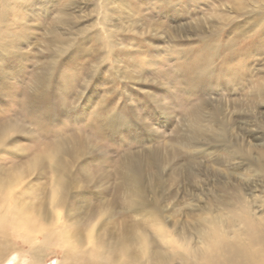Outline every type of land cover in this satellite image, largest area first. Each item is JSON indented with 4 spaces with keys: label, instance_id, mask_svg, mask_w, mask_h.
I'll list each match as a JSON object with an SVG mask.
<instances>
[{
    "label": "bare ground",
    "instance_id": "1",
    "mask_svg": "<svg viewBox=\"0 0 264 264\" xmlns=\"http://www.w3.org/2000/svg\"><path fill=\"white\" fill-rule=\"evenodd\" d=\"M5 1L7 20L0 14V28L14 38L12 45L16 48L14 62L17 64L19 59L21 62L28 60L21 56L19 45L22 40L26 41L24 36L29 29L20 19L33 16L29 9L16 11L17 5H13V0H0V4H5ZM99 1L106 11L97 26L103 37L102 49L110 56L105 59L99 57L98 60L101 65L109 61L114 74L115 79L108 81L114 87L110 98H95L93 95L97 88L92 84L100 68L88 61L78 66L84 71L88 69L84 87L87 94L73 99L75 103L81 102L80 106L73 108L69 103V96L75 93L77 84L68 73H74L70 69L75 70L79 63L75 61L76 53H70L72 34L63 32L73 29L70 22L74 15L66 14L65 10L48 30L51 47L47 51H51L52 56L44 62L43 70L40 69L41 72L33 77L32 84H35L39 97L24 98L21 102V99L10 98V92L6 94L14 101L9 100L11 106L24 104L19 109L23 116L30 112L28 123L35 133L42 130L56 136V139L48 142L55 151L48 164L40 167L36 178L33 177L37 170L25 169L19 163L6 168L5 163L0 162V264H48V258L53 256L56 257L55 264H264V146L247 148L234 143L226 137L221 123L216 120V113L211 115L207 125H201V108L196 106L189 114L191 125L185 134L176 139L179 145L169 148L166 155H162V150L156 147L152 150L145 147L129 153V147L125 149L124 156L114 161L113 172L106 175L101 173L102 151L107 149L106 146L117 150L118 132L124 127L129 132L136 123L128 119L117 122L121 114L127 111L125 103H117V91L126 93L128 90L125 88L129 89V83L135 78L132 73L121 76V66H117L119 60L114 57V39L112 41L111 38L113 33L117 36L122 30L115 22L112 26L115 32H108L104 20L109 18L106 4L109 0ZM19 2L20 6L24 4L21 0ZM36 8L33 10L37 11ZM43 8L49 15L50 11ZM259 8L264 10V0H260L254 9ZM118 17L131 23L130 35L126 39L131 41V45L129 51L125 50L126 47L122 48L126 52L123 64L141 58L145 59L142 64H148L151 55L140 52L150 41L142 40L147 30L139 26L138 20L132 23V17L136 16L119 14ZM263 24L264 19L258 27L263 30L260 40L264 39ZM246 34L242 33V36ZM115 44L120 45L117 40ZM231 44L225 42L223 46L227 49ZM249 44L252 42L246 45L248 52L251 49ZM0 46L5 53V42L0 41ZM53 46L57 52H54ZM203 47L205 52L208 51L207 46ZM248 60L239 59L235 52L230 51L218 68L222 72L216 78L220 85L232 86L238 82L241 69L236 64ZM0 62V101L5 102L4 90L5 87L14 89L8 80L15 78V71L6 70L9 65L6 63L5 67V54L1 52ZM142 64H139V68L134 67L133 72L147 73L149 70L143 68ZM10 66H13L12 62ZM228 73L229 77H226ZM58 86L62 88L60 91ZM208 90L210 92V86ZM123 93H120L121 98H130ZM257 93L259 97H264V78ZM49 108L56 113L58 120L66 114L71 119L78 114L88 113L85 129L93 132L90 138L97 139L99 143L93 145L88 138L84 146L80 138H69L63 134L66 127L57 132L55 128L53 130L48 126L53 116L36 115L38 110L48 112ZM39 119L44 122L40 123ZM19 120L10 122L11 127L7 129L23 135L32 131L23 120ZM18 123H22L23 130L14 126ZM107 138L110 144L105 145ZM201 140H212L216 144L212 146H219L225 151L222 159L212 158L229 168L227 175H222L223 182L218 181L210 186L209 178L216 177L217 173L210 166L200 170L201 158L212 155L210 149H201ZM4 142L5 109H2L0 145ZM178 147L192 153H184ZM64 157H68V161ZM91 162H94L95 170L87 168ZM12 168H15L18 177L11 178ZM41 173L44 178L38 180ZM203 175L204 181L200 180ZM107 178H117L119 183L111 193L105 194L100 188ZM121 209L127 213H122L118 220L117 212Z\"/></svg>",
    "mask_w": 264,
    "mask_h": 264
},
{
    "label": "rangeland",
    "instance_id": "2",
    "mask_svg": "<svg viewBox=\"0 0 264 264\" xmlns=\"http://www.w3.org/2000/svg\"><path fill=\"white\" fill-rule=\"evenodd\" d=\"M21 1L24 3L22 6H20L19 0H13V5H17L16 11L22 12L24 9H29L33 16L32 18L24 16L20 19L21 23L29 29V33L24 36L26 41L22 40L19 45L22 52L21 56L27 57V61L21 62L19 59V62L15 64L16 48L12 45L14 38L2 32V28H0V41L5 42V53L2 52L1 46L0 52L5 54V67L6 63L9 65L6 70L15 71L13 73L15 78L8 80V84L14 89L9 90L5 87V102H3L4 100L0 101V111L5 109V142L0 145V151L3 150L4 145H10V150L16 153L15 156L5 155L0 157V160H3L0 162L5 163L6 168L13 167L14 163H19L25 169L37 170L33 177L36 178L35 176L40 172V167L44 164L47 165L51 160L50 156L55 150L50 148L51 143L48 142L54 141L56 136L46 134L42 130L35 133L33 127L28 123L30 112L23 116L19 109L24 104L11 106L9 100L14 101L9 99L6 94L10 92V98L21 99V102L24 98L39 97L38 92L35 91V84H32L33 77H36L43 70L44 62L52 56V52L47 51L51 47L49 44L51 37L48 30L54 24V21L59 20V14L63 10L66 14L72 13L74 15L70 22L73 29L70 32L65 30L63 32L72 34L70 36L73 37L70 53H76L77 59L75 61L79 63L75 70L70 69L74 73H68L71 80L77 84L74 90L75 93L69 96V103H72V107L75 108L81 105V102L75 103L74 98L83 93L87 94L84 87L88 69L84 71L78 69V66L89 61L91 65L100 68V71L95 74L92 84L96 85L97 88V91L93 94L95 98H110L114 87L108 84V81L115 78L110 70L109 61H105L101 65L98 60L99 57L105 59L106 56H110V53L106 55L104 49H102L103 37L100 27L97 26V24H100L99 19H102L106 11L99 0ZM259 1L109 0L106 2L109 18L106 17L104 21L108 32H115L112 27L115 22L119 23L118 26L122 30V34L116 36L113 33L111 38L112 41L114 39L116 51L114 57L119 60V65H116L121 66L122 77L132 73L135 78L129 85L127 84L129 89L123 86L126 91L128 90L126 93L130 98H121L120 93L124 91H117V103L122 105L125 103L127 110L124 114H121V118L117 119V122L128 119L134 121L136 126L130 127V133L124 129L125 127L121 128L116 136L117 150H113L112 146H106L107 149L102 151L100 161H103V165L100 169L103 170L101 173L104 172L106 175L110 174L111 171L113 172L114 161L124 156L125 149H129V147L131 150L129 153L138 152L145 147L148 150L156 147L162 150V155H166L169 148L172 149V146L179 145L176 139L181 137V134H185L187 127L191 125L189 114L194 111L196 106L201 108V125H207L211 115L214 116L213 114L216 113V120L221 123L220 126L225 130L226 137L234 143L247 148L256 145L264 146V97H259V93H257L264 78V39H259L262 37L263 30H261L262 27L258 28L263 22L264 10L262 11L259 8L255 11L254 9ZM32 6H36L37 11L33 10L34 7ZM41 6L50 11L49 15ZM5 13L6 1L5 4H0V14L4 20H7ZM119 14L136 16L132 17V23H136L138 20L139 26L141 25L140 27L147 30V34L142 40L149 39L150 41L141 48L140 52L151 55L147 60L148 64H142L145 61L143 58L127 61L123 64L126 52L122 48L126 47L125 50L129 51L131 45V41L126 40L127 36L130 35L128 31L131 23L122 17L120 20ZM33 18L37 20L31 21L30 19ZM221 20H223L222 25ZM1 22L2 19L0 18V25ZM218 30L220 33H218ZM246 32L247 34L242 36V33ZM134 37L141 40L137 35ZM116 40L120 43L119 46L115 44ZM127 42L129 44H126ZM225 42L232 43L227 48L228 50L223 46ZM250 42L252 44H249L251 49L248 52L246 45ZM203 46H207L208 51L205 52ZM53 49L54 52H57L54 46ZM112 49L110 48V50ZM121 49L122 51H120ZM230 51L235 52L239 59L247 58L249 60L245 63L236 64V67L241 69L238 82L233 83L232 86L220 85L216 78L222 72L218 68L220 62H224ZM78 59H80L79 62ZM11 62L13 66H10ZM139 64H142L143 68L149 71L145 74L143 72L134 73V67L139 68ZM226 77H229V73L226 74ZM192 83L196 85L191 86ZM211 85H213L212 89ZM208 86H210V92ZM58 87L60 91L62 88L61 86ZM98 91L99 96L96 95ZM126 93L123 94L126 95ZM133 93L134 95L130 96ZM53 97L59 98L57 95H53ZM44 110H38L36 115L38 117L53 116L54 119L48 121V126H51L53 130L56 129V132L66 127L62 131L65 136L80 138L86 146V139L92 137L93 134V132L90 133L85 129V120L88 113L78 114L76 118L71 119L66 114L58 120V116L52 109L49 108L48 112ZM72 112L75 113L76 111L72 110ZM18 119L23 120L32 131L23 135L19 131L7 129L11 127L10 122ZM39 122L44 121L39 119ZM146 123L150 124L151 127H146ZM14 126L21 130L24 127L22 123ZM13 140H20V142L11 144ZM89 142L93 145L99 143L97 139L93 138H90ZM104 143L105 145L110 144V139L107 138ZM201 143L203 146L201 149H210L209 153L212 155L210 158H201L200 170H205L206 167L210 166L217 173L216 177L209 178L208 183L210 186L213 183H218V181L223 182L222 175H227L229 168L221 166L212 158L222 159L225 151L219 146H212L215 144L212 140H201ZM179 150H184V153L188 151L183 148H179ZM190 152L192 153L190 150L186 153L189 154ZM36 154L41 157L36 158ZM63 159L68 161V157ZM88 164L87 168L95 170L94 162ZM12 169L11 178L18 177L19 174H17L15 168ZM201 177L200 180L204 181L205 176ZM116 180L118 179H105L100 190H103L105 194L106 192L111 193L113 187L119 183ZM107 196L109 198L110 194ZM122 213L127 212L124 209L117 212L118 220L121 219ZM55 259L54 256L48 258V264H55Z\"/></svg>",
    "mask_w": 264,
    "mask_h": 264
},
{
    "label": "snow or ice",
    "instance_id": "3",
    "mask_svg": "<svg viewBox=\"0 0 264 264\" xmlns=\"http://www.w3.org/2000/svg\"><path fill=\"white\" fill-rule=\"evenodd\" d=\"M145 126L146 127H151V125L147 124V123L145 124ZM19 142H20V140H14L12 143L15 144V143H19ZM5 155L15 156L16 153L10 150V145H4L3 146V150L0 151V157H3ZM19 158L22 159L23 157H19ZM43 178H44V175H43V173H41V175L37 179L39 180V179H43Z\"/></svg>",
    "mask_w": 264,
    "mask_h": 264
}]
</instances>
